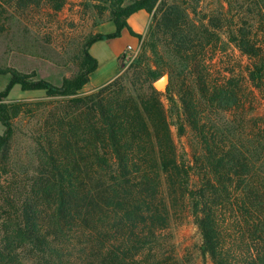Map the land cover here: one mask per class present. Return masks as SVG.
I'll list each match as a JSON object with an SVG mask.
<instances>
[{"label":"trees","instance_id":"trees-1","mask_svg":"<svg viewBox=\"0 0 264 264\" xmlns=\"http://www.w3.org/2000/svg\"><path fill=\"white\" fill-rule=\"evenodd\" d=\"M50 1L55 12L64 5ZM105 1L97 14L106 11L116 31L89 35L76 50L75 74L59 86L0 66L9 76L0 91V264H179L159 239L185 217L211 264H264V128L247 126L242 102L264 86V46L254 40L252 16L232 14L239 0L197 19L183 0ZM32 2L0 0V34L7 9ZM243 5L251 14L257 3ZM140 10L151 23L138 61L79 95L97 69L89 47L123 28L135 35L126 19ZM225 43L250 64L242 76L211 83L206 55ZM163 63L166 95L152 86ZM15 86L54 99L35 103L45 107L28 165L11 160L14 121L36 109L4 102ZM172 126L179 137L189 134L190 160L179 157Z\"/></svg>","mask_w":264,"mask_h":264},{"label":"rangeland","instance_id":"rangeland-1","mask_svg":"<svg viewBox=\"0 0 264 264\" xmlns=\"http://www.w3.org/2000/svg\"><path fill=\"white\" fill-rule=\"evenodd\" d=\"M183 2L190 16L195 19L203 14L217 15L228 10V5L223 0H183ZM240 2L241 0L234 4L231 2L235 7L232 14L239 17L252 16L249 23L257 33L254 40L264 46V0H256L257 5H251L252 15L246 12L248 10L246 5L239 7ZM106 5L105 0H64L62 9L55 12L50 0H33L27 7H19L13 3V7L8 8L7 15H4L5 31L0 34V66L11 67L22 73L33 72L37 78L59 86L64 77H70L76 72L75 57L78 46L93 34L97 23L107 20V12L105 11L99 18L96 9V6ZM260 15L263 18L260 19ZM222 32L223 41H226V29L222 28ZM140 52L141 48L132 60L120 61V74L138 61ZM159 53L164 57L165 54L160 49ZM210 55L211 53L206 55V60L210 74L208 79L211 83L220 82L230 74L242 76L250 64L233 45L226 43L225 46L222 44L218 46L212 58H209ZM146 56L153 67V56L149 51H146ZM164 60L166 61V57ZM165 64L161 65L162 75L168 74ZM8 80V75H0V91L4 89ZM79 95L84 94L79 92ZM50 100L54 99L46 97L43 91H21L18 86L13 87L4 100L7 103H28L30 105L27 109H36L33 114L22 115L14 121L12 161L17 160L24 165L30 163L33 148L30 135L38 128L37 120L45 107L36 106L35 103ZM242 102L243 118L247 126L264 128V86L260 90H255L252 95L247 94ZM163 103L167 108L169 122L173 124L174 113L169 109L165 98ZM223 119L231 120L232 114H226ZM2 130L0 125V133ZM171 131L179 157L190 160L189 134L177 136L174 126L171 127ZM159 242L167 251H172L179 264H211L202 254L200 236L191 217L173 220L169 227L160 233Z\"/></svg>","mask_w":264,"mask_h":264},{"label":"crops","instance_id":"crops-1","mask_svg":"<svg viewBox=\"0 0 264 264\" xmlns=\"http://www.w3.org/2000/svg\"><path fill=\"white\" fill-rule=\"evenodd\" d=\"M126 22L135 35L123 28L118 36L96 41L89 47V54L97 61V69L90 74L89 81L80 90L82 94L91 93L116 78L121 72L120 61L135 56L141 48L151 23V16L140 10L130 15ZM115 31V24L107 19L96 24L93 34L109 35ZM128 47L131 50H128Z\"/></svg>","mask_w":264,"mask_h":264},{"label":"water","instance_id":"water-1","mask_svg":"<svg viewBox=\"0 0 264 264\" xmlns=\"http://www.w3.org/2000/svg\"><path fill=\"white\" fill-rule=\"evenodd\" d=\"M168 82V74H163L152 83V86L159 94H166V87L168 85Z\"/></svg>","mask_w":264,"mask_h":264},{"label":"built area","instance_id":"built-area-1","mask_svg":"<svg viewBox=\"0 0 264 264\" xmlns=\"http://www.w3.org/2000/svg\"><path fill=\"white\" fill-rule=\"evenodd\" d=\"M128 50H131V48L130 47H128ZM134 58V56H132V57H129V58H126L125 59V61H130V60H132Z\"/></svg>","mask_w":264,"mask_h":264}]
</instances>
